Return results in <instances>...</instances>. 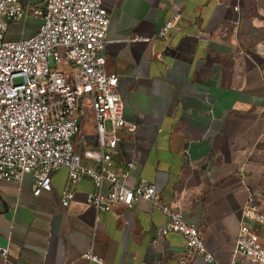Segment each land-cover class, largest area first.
<instances>
[{
	"label": "crops",
	"instance_id": "crops-1",
	"mask_svg": "<svg viewBox=\"0 0 264 264\" xmlns=\"http://www.w3.org/2000/svg\"><path fill=\"white\" fill-rule=\"evenodd\" d=\"M19 1L27 8L46 2ZM103 4L110 19L106 68L118 74L124 117L137 126L116 130L115 168L134 160L129 184L150 180L229 264L248 197L264 201V0ZM176 8L179 20L158 38ZM40 25L30 16L12 21L5 38L30 37ZM84 133L85 147L95 146L92 121ZM67 182L68 169L56 170L51 188L37 195L33 173L0 178V246L10 264H206L185 260L180 233H158L168 218L151 202L98 210L87 201L96 185L83 176L64 205ZM254 229L264 240V227ZM91 248L97 261L84 257Z\"/></svg>",
	"mask_w": 264,
	"mask_h": 264
},
{
	"label": "built area",
	"instance_id": "built-area-1",
	"mask_svg": "<svg viewBox=\"0 0 264 264\" xmlns=\"http://www.w3.org/2000/svg\"><path fill=\"white\" fill-rule=\"evenodd\" d=\"M28 16L41 20L39 30L20 40L6 39L9 23ZM179 18L176 8L157 37L166 38ZM109 24L103 0H46L43 7L30 8L19 0H0V178L20 181L25 173H33L38 195L51 188L52 172L67 168L64 205L72 201L74 185L87 176L96 185L87 201L96 209L132 208L139 199L147 200L168 218L158 233L174 231L183 236L185 260L201 257L206 264H222L207 248L198 227L164 202L150 180L129 184L134 160L122 170L115 168L116 130L132 132L137 126L124 117L118 74L106 68ZM90 115L95 146L85 147ZM254 226L264 227V201L251 194L229 264H264V240ZM0 254L2 264H10L8 248L0 246ZM84 257L98 260L92 248Z\"/></svg>",
	"mask_w": 264,
	"mask_h": 264
},
{
	"label": "rangeland",
	"instance_id": "rangeland-1",
	"mask_svg": "<svg viewBox=\"0 0 264 264\" xmlns=\"http://www.w3.org/2000/svg\"><path fill=\"white\" fill-rule=\"evenodd\" d=\"M90 120L92 121V116L90 115Z\"/></svg>",
	"mask_w": 264,
	"mask_h": 264
}]
</instances>
